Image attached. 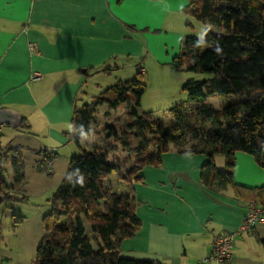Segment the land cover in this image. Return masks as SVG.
<instances>
[{"label":"crops","instance_id":"crops-1","mask_svg":"<svg viewBox=\"0 0 264 264\" xmlns=\"http://www.w3.org/2000/svg\"><path fill=\"white\" fill-rule=\"evenodd\" d=\"M188 4V0H0V109L13 110L21 118L16 129L0 124V151L10 157V150H18L23 183L14 187L21 197L26 199L21 190L27 173L32 169L39 173L37 163L43 157L52 159L51 176L64 172V179L70 158L84 150L86 139L76 146L69 136L76 108L128 82L122 78L127 70L132 77L138 72L144 76L141 65L146 58L162 67L173 66L187 36L181 24L188 22L183 13ZM156 78L157 94L149 102L145 86L140 110L161 101L164 81L160 75ZM88 141L91 149L93 140ZM234 160L235 184L264 185V170L252 156L237 153ZM204 163L203 155L170 151L161 156L160 166L143 168L141 182L133 184L135 215L141 224L132 238L122 241L123 257L155 264H216L211 259L214 238L234 234L229 264H264V223L239 231L248 204L235 199L230 187L218 191L204 186L200 180ZM215 167L224 169L223 156L215 157ZM5 170L7 182H12L10 165ZM120 188L126 190L125 185Z\"/></svg>","mask_w":264,"mask_h":264},{"label":"trees","instance_id":"trees-1","mask_svg":"<svg viewBox=\"0 0 264 264\" xmlns=\"http://www.w3.org/2000/svg\"><path fill=\"white\" fill-rule=\"evenodd\" d=\"M188 1L183 13L204 26V36L186 37L172 64L209 76L182 86L187 102L200 105L170 108L168 127L151 113L139 114L145 84L138 72L135 79L114 85L76 108L70 140L79 146L92 138V148L70 158L51 210L42 219L43 238L33 264H155L123 257L120 246L141 224L135 215L133 184L141 182L143 168L160 166L161 156L170 151L203 155L200 180L204 186L218 191L230 187L235 199L264 210V185H237L233 172L237 153L252 156L264 170V0ZM213 97L224 99L220 110L206 103ZM101 106L107 107L106 117L111 111L124 110L121 132L107 124L93 129ZM17 152L10 150L8 157L0 151V206L26 201L10 194L23 183ZM119 152L125 160L109 159ZM218 155L225 160L220 171L215 167ZM5 163L11 167L12 182H7ZM122 170L126 171L118 179L126 190L117 193L107 178Z\"/></svg>","mask_w":264,"mask_h":264},{"label":"rangeland","instance_id":"rangeland-1","mask_svg":"<svg viewBox=\"0 0 264 264\" xmlns=\"http://www.w3.org/2000/svg\"><path fill=\"white\" fill-rule=\"evenodd\" d=\"M185 15V14H184ZM190 27L186 26V22H182L181 26L185 29V37H195L202 39L204 36L205 28L194 18L186 16ZM176 31H179V25L176 26ZM187 31V32H186ZM154 34H160V32H154ZM151 57V56H150ZM155 58V57H154ZM156 59V58H155ZM151 58L143 60L141 68L145 72L143 76V83L147 86V98L149 102H152L153 96L157 93L154 92V88L157 84L156 76L160 75L163 78V88L161 89L162 95L161 101L152 103L148 108L138 109V113H151L154 120L160 123L164 127H168L171 124V117L168 110L175 106H199L201 102L194 101L193 103L187 102V95L182 91V86L190 81H204L209 78L206 74H196L185 72L177 69L175 66L162 67L151 61ZM137 71V70H136ZM125 73V72H124ZM136 72L133 70V74ZM132 74V75H133ZM130 75V76H129ZM113 78L111 80L113 81ZM122 78L127 81H131L136 77L131 76V71L127 70L126 75L122 74ZM108 83H110V81ZM92 84V81L91 83ZM160 100V99H159ZM224 99L221 97L209 98L206 103L215 110H220L223 107ZM145 107V105H144ZM107 110L106 106L97 108L96 121H102L106 118L107 125L115 126L116 129L121 132L124 128V110L119 109L112 111L113 113L105 117L102 115V111ZM101 113V114H100ZM93 126L94 130H100L103 125ZM89 139L84 140L82 143V149L90 151ZM114 158L125 160L126 156L119 152L118 154H111L109 159L112 161ZM6 161V160H5ZM8 164H4L6 168ZM218 171L222 168L217 169ZM29 171V170H28ZM126 170L111 174L107 179L112 188L117 193H122L123 190L120 186L124 187L123 183L118 179L125 173ZM64 172L53 177L50 174L30 170L27 173L26 183L24 189L21 190V194L24 195L26 201L24 203H10L0 206V258L4 257L7 261H0V264H33L35 260V251L43 236L42 219L51 210L52 197L63 180ZM10 194L14 197L22 198L18 194L17 189H13ZM15 198V199H16ZM19 217L21 219H19ZM91 236V235H90Z\"/></svg>","mask_w":264,"mask_h":264},{"label":"built area","instance_id":"built-area-1","mask_svg":"<svg viewBox=\"0 0 264 264\" xmlns=\"http://www.w3.org/2000/svg\"><path fill=\"white\" fill-rule=\"evenodd\" d=\"M40 169L43 173H51L52 161L42 159L39 161ZM264 223V210L255 203H249L239 231L251 229L258 223ZM234 234H219L214 238L212 244L211 259L216 264H229L232 259Z\"/></svg>","mask_w":264,"mask_h":264},{"label":"water","instance_id":"water-1","mask_svg":"<svg viewBox=\"0 0 264 264\" xmlns=\"http://www.w3.org/2000/svg\"><path fill=\"white\" fill-rule=\"evenodd\" d=\"M0 124L16 129L21 125V118L13 110L0 109Z\"/></svg>","mask_w":264,"mask_h":264}]
</instances>
